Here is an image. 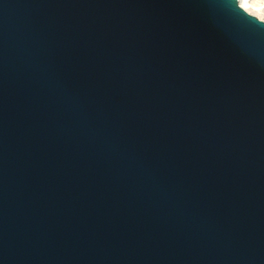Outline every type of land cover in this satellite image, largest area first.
Segmentation results:
<instances>
[{"label": "water", "instance_id": "95a60500", "mask_svg": "<svg viewBox=\"0 0 264 264\" xmlns=\"http://www.w3.org/2000/svg\"><path fill=\"white\" fill-rule=\"evenodd\" d=\"M0 264H264V20L0 0Z\"/></svg>", "mask_w": 264, "mask_h": 264}, {"label": "bare ground", "instance_id": "6f19581e", "mask_svg": "<svg viewBox=\"0 0 264 264\" xmlns=\"http://www.w3.org/2000/svg\"><path fill=\"white\" fill-rule=\"evenodd\" d=\"M239 2L248 12L264 20V0H239Z\"/></svg>", "mask_w": 264, "mask_h": 264}]
</instances>
